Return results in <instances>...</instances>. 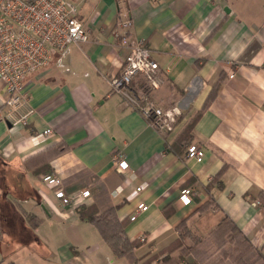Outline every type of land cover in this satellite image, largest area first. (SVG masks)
<instances>
[{
  "label": "crops",
  "instance_id": "1",
  "mask_svg": "<svg viewBox=\"0 0 264 264\" xmlns=\"http://www.w3.org/2000/svg\"><path fill=\"white\" fill-rule=\"evenodd\" d=\"M70 1L87 41L27 78V125L3 120L0 86V264H142L177 238L182 221L206 237L224 216L264 257V0ZM126 17L161 70L154 101L182 111L170 133L110 92L125 55L111 30ZM191 143L201 163L185 158ZM116 154L127 170L116 169ZM50 174L66 194L89 197L63 205L42 181ZM138 204L147 210L130 220ZM81 206L114 208L136 243L132 256H116L79 218Z\"/></svg>",
  "mask_w": 264,
  "mask_h": 264
},
{
  "label": "built area",
  "instance_id": "2",
  "mask_svg": "<svg viewBox=\"0 0 264 264\" xmlns=\"http://www.w3.org/2000/svg\"><path fill=\"white\" fill-rule=\"evenodd\" d=\"M129 27V18H119L111 30V38L125 55L120 73L109 78L110 92L120 95L123 102L157 132L170 133L182 111L177 105L163 107L154 101V91L163 84L161 70L152 57V50L132 38ZM86 41L85 26L77 17L76 5L70 0H0V86L5 93L1 104L3 120L12 125H27L33 113L28 106L27 78L47 66L53 53ZM233 77L234 73H230L229 78ZM52 133L49 128L40 137L46 138ZM185 158L201 163L203 150L191 143L186 148ZM113 161L119 172L128 169L123 155L116 154ZM42 181L53 189L54 197L65 206L75 205L90 194L88 190L78 195L66 194L61 179L54 174L43 176ZM180 193V201L189 204L190 191ZM146 210L147 206L138 204L130 220L135 219L137 212ZM139 241L144 242V238Z\"/></svg>",
  "mask_w": 264,
  "mask_h": 264
},
{
  "label": "trees",
  "instance_id": "3",
  "mask_svg": "<svg viewBox=\"0 0 264 264\" xmlns=\"http://www.w3.org/2000/svg\"><path fill=\"white\" fill-rule=\"evenodd\" d=\"M219 84L220 80L211 90L203 109L214 98ZM193 122L194 120L191 121V124ZM113 213L114 208H109L101 214H98L92 207L81 206L78 209L79 218L97 229L103 241L109 245L116 256L130 257L136 243L130 242L126 238L125 223L119 222ZM176 232L177 238L166 249L153 255L142 264H152V261L158 257L160 260L157 261V264H206L212 258V253L208 250L211 248L210 244L214 245L215 250L221 255H219L221 261L217 262L219 264H222L225 259H228L230 264H264V257L261 252L254 248L240 230L225 216L206 237H200L193 233L185 221L177 226ZM133 263H138V260L134 259Z\"/></svg>",
  "mask_w": 264,
  "mask_h": 264
},
{
  "label": "rangeland",
  "instance_id": "4",
  "mask_svg": "<svg viewBox=\"0 0 264 264\" xmlns=\"http://www.w3.org/2000/svg\"><path fill=\"white\" fill-rule=\"evenodd\" d=\"M189 244V242H187ZM211 248H208V250H210V252L213 254V258L209 261H207L206 264H216L218 261H221V255L219 254L218 251L215 250V246L214 245H209ZM220 255V256H219ZM152 257V256H151ZM222 259H225L222 257ZM155 260H160V257L156 258ZM157 261H155L154 263L157 264ZM219 264V263H217ZM222 264H230V261L228 259H225L224 262H222Z\"/></svg>",
  "mask_w": 264,
  "mask_h": 264
}]
</instances>
